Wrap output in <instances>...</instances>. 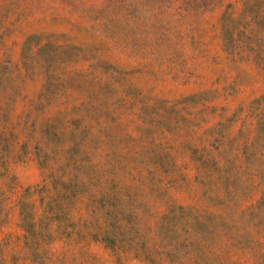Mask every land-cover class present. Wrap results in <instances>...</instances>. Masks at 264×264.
I'll list each match as a JSON object with an SVG mask.
<instances>
[{
  "label": "rangeland",
  "instance_id": "1",
  "mask_svg": "<svg viewBox=\"0 0 264 264\" xmlns=\"http://www.w3.org/2000/svg\"><path fill=\"white\" fill-rule=\"evenodd\" d=\"M0 264H264V0H0Z\"/></svg>",
  "mask_w": 264,
  "mask_h": 264
}]
</instances>
